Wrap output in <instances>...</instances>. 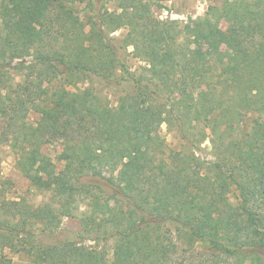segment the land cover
I'll use <instances>...</instances> for the list:
<instances>
[{
	"label": "trees",
	"instance_id": "trees-1",
	"mask_svg": "<svg viewBox=\"0 0 264 264\" xmlns=\"http://www.w3.org/2000/svg\"><path fill=\"white\" fill-rule=\"evenodd\" d=\"M106 2L114 9L0 0V145L20 154V171L57 206L42 219L49 233L84 207L78 241L47 243L27 219L9 221L13 201L0 202V233L26 236L16 253L28 264H264V0L210 6L184 46L147 0ZM220 37L233 45L227 64L203 50ZM128 47L146 64L139 74L122 60ZM7 68L23 73L22 84L12 89ZM85 81L121 90L117 106L86 87L70 92ZM163 123L185 148H167ZM205 141L211 160L199 163L186 147ZM53 145L59 171L38 154ZM230 187L238 204L218 213ZM192 238L207 247L195 250Z\"/></svg>",
	"mask_w": 264,
	"mask_h": 264
},
{
	"label": "rangeland",
	"instance_id": "rangeland-1",
	"mask_svg": "<svg viewBox=\"0 0 264 264\" xmlns=\"http://www.w3.org/2000/svg\"><path fill=\"white\" fill-rule=\"evenodd\" d=\"M151 6L153 16L158 20L164 21L169 20L176 23V31L179 35V44L184 46L187 43L188 35H193L196 31V26L203 19L206 18V13L210 6L219 7L222 4V0H147ZM91 6L84 4L80 8L84 7V11L90 12V8H93V12L98 10H103V8H108L110 10L114 9L112 3H107L106 0H87ZM83 15V14H82ZM83 17V16H80ZM126 31L121 29L111 34V37L116 41L123 40ZM208 44V43H207ZM213 45V46H212ZM203 50L211 56L212 59L217 61H222L227 64L232 59L233 45L232 42L226 37H220L211 43V47L206 44L203 45ZM133 49L128 47L126 53L123 55L124 64L133 73L142 72L146 64L141 60L133 57ZM9 61V59H7ZM5 64V63H1ZM8 70L5 69L6 72ZM8 76L12 79L10 82L12 84V89L16 84H22L23 73L20 74L16 71L8 70ZM42 81V80H41ZM41 81H36L39 84ZM87 85H83L86 84ZM77 83L76 88L71 87L69 90L73 93L78 89H83L84 87L92 89L94 93L103 101L107 102L110 107L115 108L118 104V98L121 94V90L117 91L115 88L105 87L102 83L95 81L94 84L88 82ZM52 82H43L42 87H50ZM13 91V90H12ZM39 120V115L33 111L29 112L27 115V121L30 124H35ZM161 136L167 145V148L173 150H180L185 148V140L180 138V135L175 128H171L168 124H161L160 126ZM209 142L205 141L201 146L199 151H190L186 147V152L188 155L193 156L198 162L211 160L209 155ZM38 154L50 159L52 163L56 166V170L59 171L62 168V164L56 159L58 154V147L45 146L42 147ZM20 154L14 151L10 144L0 145V180L4 184L0 187V202L13 201L20 203L17 210L9 211V221L14 224L19 222V220L27 219L29 224L33 225V230L36 232V237L44 240L45 242H58L63 240L78 241V235L81 233V227L79 224V215L83 210V205L80 204V209L75 211L73 216L70 217H60L58 218L59 228L53 233H49V229L43 224V218L47 215L51 208L57 209V206L52 203L51 196L47 191H41L37 188L31 186L30 181L24 176V174L18 168L17 162L19 160ZM24 203V205L22 204ZM238 204L237 193L234 191L233 187L226 189L221 193L217 199V212L225 209L228 206H236ZM30 215H35L37 219H29ZM59 217V216H58ZM216 221H219L218 215H216ZM33 219V218H32ZM26 229H28L26 227ZM3 236V240L0 239V259H8L12 264H28L30 261L28 255L23 252L16 253L20 249L23 240H28L25 235H17L11 233H0ZM87 246L93 244V242L85 243ZM190 246L197 251H203L207 244L205 241L192 238L189 242ZM113 243L108 241L105 243L106 252L108 258H111V249Z\"/></svg>",
	"mask_w": 264,
	"mask_h": 264
}]
</instances>
